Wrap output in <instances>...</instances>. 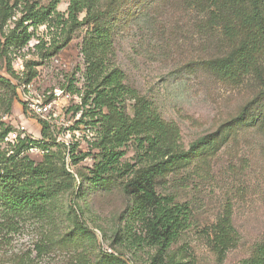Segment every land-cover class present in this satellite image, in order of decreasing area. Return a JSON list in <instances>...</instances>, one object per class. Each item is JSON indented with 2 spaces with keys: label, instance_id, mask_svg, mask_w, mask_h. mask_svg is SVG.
I'll list each match as a JSON object with an SVG mask.
<instances>
[{
  "label": "rangeland",
  "instance_id": "374dc122",
  "mask_svg": "<svg viewBox=\"0 0 264 264\" xmlns=\"http://www.w3.org/2000/svg\"><path fill=\"white\" fill-rule=\"evenodd\" d=\"M51 1L6 0L4 13H0V44L25 16L27 3L47 6ZM139 1L123 0L120 5L126 13L114 38L113 63L124 73L125 83L153 100L162 118L176 126L172 140L187 151L197 139L218 130L254 100L263 88L264 77L261 81L248 76L239 84H231L201 70L199 62L218 53L224 41L215 32H199L196 12L188 11L182 0H147V5ZM66 9L67 0H62L57 11L64 13ZM153 27L165 35L151 32ZM45 34L44 27L35 32L36 37L47 39ZM84 35L85 28L79 29L64 49L46 60L35 52L33 38L28 46L11 55L13 77L7 72L8 60L0 58V77L10 80L16 94L7 114L11 90L0 84V122L8 124L10 132L36 141L33 151L26 152L35 163L41 161V151L46 148L62 152V164L74 179L75 192L84 191L85 196L73 199L72 206L90 239L59 241L60 235L71 228L70 221L60 220L54 229L46 228L52 236L45 242V251L38 254L37 246L42 243L39 227L17 219L12 225L15 227H8L0 210V264H91L104 255H114L125 264H173L162 252L146 245L138 225L131 229L144 241L141 245H123L117 239L123 227L121 218L129 207L123 186L131 180L137 162L133 142L121 149L124 156L120 168L124 171L111 175L102 189L88 186L89 172L101 157L96 144L101 141L102 130L98 123H92L96 119L92 121L87 105L77 113L73 111L85 95L80 53ZM29 61L37 66L31 71L33 78L25 84L28 75L24 64ZM72 88L77 93L71 94ZM24 96L50 106L45 120L53 142L42 140L39 122L44 119L27 110ZM130 104L132 101L127 100L129 115ZM221 142L220 150L204 165L195 162L177 175L179 179L167 178L157 187L158 193H171L193 209L190 231L173 248L177 264H215L201 232L207 231L226 209L231 210L236 245L223 264H240L255 246L264 244V129L240 128L234 138ZM6 144L9 142L4 140L2 145ZM78 207L83 208V218Z\"/></svg>",
  "mask_w": 264,
  "mask_h": 264
},
{
  "label": "trees",
  "instance_id": "16d2710c",
  "mask_svg": "<svg viewBox=\"0 0 264 264\" xmlns=\"http://www.w3.org/2000/svg\"><path fill=\"white\" fill-rule=\"evenodd\" d=\"M5 1L0 0V13H4ZM61 1L53 0L47 6L27 3L25 16L3 36L0 58L8 60L7 72L13 77L9 61L11 55L28 46L33 38H36L35 52L39 53L40 59L46 60L64 49L76 31L85 28L80 49L84 62L85 95L81 105L74 107L73 111L77 113L87 105L92 121L96 119L92 123H98L102 130L101 141L96 144L101 157L89 172L88 186L102 189L111 175L124 171L120 168V159L124 156L121 149L133 142L137 148V162L131 180L123 186L129 207L121 218L123 227L117 239L123 245H141L144 241H140L141 237L134 235L131 229L132 225H138L144 232L146 245L156 248L170 262L177 264L173 248L190 231L193 209L189 203L177 201L171 193H158L157 187L167 178L179 179L177 175L188 171L195 162L204 165L220 150L221 140L234 138L240 128L263 130L264 84L258 96L247 103L236 117L215 132L200 137L187 151H183L172 140L176 126L162 118L153 100L128 86L124 73L113 63L114 38L126 13L120 6L123 0H67L64 13L57 11ZM182 1L188 11L196 12L198 20L195 27L199 32H215L224 41L218 46V53L199 62L201 70L231 84H239L248 76L262 81L264 0ZM139 2L144 4L147 0ZM40 27H44L47 39L35 36ZM151 32L165 35L157 27H153ZM35 66V62H25L28 75L25 84L33 78L31 71ZM0 84L11 90L9 114L16 97L15 87L3 77H0ZM70 92L75 94L77 89L72 88ZM127 100L132 101L131 115L127 112ZM80 123L82 121L77 125ZM39 125L42 140L53 142L47 122L40 121ZM10 130L8 124L0 122V210L3 221L10 225L8 227H15L12 226L16 224L15 219L37 225L42 240L37 246L38 254L45 251V242L50 241L52 234L48 229H54L60 220L70 221L71 228L60 235L59 241L88 238V231L72 206L73 199L85 196L84 191L75 192L74 179L62 164V152H51L46 148L42 151L47 153L39 163H35L26 152L36 141L25 138L14 145H2ZM78 209L83 218V208ZM231 219V210L226 209L207 231L201 232L215 257V264H223L227 253L236 245ZM91 264L125 263L114 255H104ZM240 264H264V244L255 246L252 254Z\"/></svg>",
  "mask_w": 264,
  "mask_h": 264
},
{
  "label": "built area",
  "instance_id": "2783aa9c",
  "mask_svg": "<svg viewBox=\"0 0 264 264\" xmlns=\"http://www.w3.org/2000/svg\"><path fill=\"white\" fill-rule=\"evenodd\" d=\"M23 102L25 107L28 111L32 112L34 115L43 118L45 122L48 123L47 120H45V117H47L50 113V106L48 104H44L38 100L32 99L29 96H24ZM21 131L24 132V128H21ZM26 137L22 135H18L16 131H11L7 134L5 137V141L9 142V144H16L20 140H24ZM31 147L28 149V151H33ZM47 153L46 151H41V154L44 155Z\"/></svg>",
  "mask_w": 264,
  "mask_h": 264
}]
</instances>
